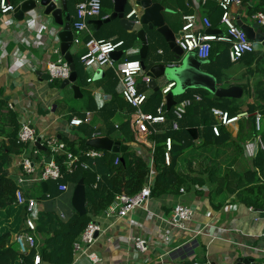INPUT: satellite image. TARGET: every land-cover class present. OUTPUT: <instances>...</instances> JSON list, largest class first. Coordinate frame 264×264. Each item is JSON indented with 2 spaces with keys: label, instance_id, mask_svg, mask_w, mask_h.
<instances>
[{
  "label": "crops",
  "instance_id": "0c3cea01",
  "mask_svg": "<svg viewBox=\"0 0 264 264\" xmlns=\"http://www.w3.org/2000/svg\"><path fill=\"white\" fill-rule=\"evenodd\" d=\"M26 1L28 0H20L16 8ZM66 1L68 7L69 0ZM102 2V15L88 21L89 33H84L81 36L80 44L75 45L73 42L70 49V55L74 60L75 70L78 74L77 81L80 88L78 92L73 90L72 86L63 88L61 85L57 88L52 84L54 81L48 78V81L45 80V76L48 75L46 65L56 61L59 57L64 58L61 53L59 34L65 25L56 24L51 17L45 15L43 8L26 13L23 21L17 20L15 14L3 16L0 13V100L8 102L9 106L18 113L21 126L29 123L41 139L56 137L61 141L66 138L74 140L78 136L87 137V134L91 135V140L108 138L118 141L120 138L123 140L130 137L127 134H129L131 126L129 127V123H125L131 120L135 111L128 107L123 110L118 109L112 100L115 94L121 93L118 67L125 61L141 62L143 44L136 33H128L123 30L119 20L106 22L114 15L116 2L115 0H102ZM159 2L164 6L163 15L166 25L175 36L181 33L182 22L179 18L184 15H196L200 19L208 17L213 24V31L215 30L219 34L224 31L221 22L216 24V17L210 9H207V0H159ZM132 6H134L133 2ZM132 6L127 5L125 15L130 12L129 7L132 9ZM142 13L140 9V16ZM232 13L238 24L242 23L250 27L258 26L254 16L257 13L264 14V0H242V5L233 8ZM68 14L73 20L75 16L71 15L69 10ZM63 19L67 23V14L63 15ZM15 22L28 27L30 33L26 31L23 33L22 30L17 32L16 36L13 35ZM43 27H47L48 30L44 31ZM144 29L149 47V53L145 59L146 67L149 69L155 63L160 62L178 66L175 54L165 39L157 31H149L146 26ZM71 30L74 37L72 25ZM37 35L44 38L41 43L37 41ZM90 39L123 41L124 46L118 51L121 54L114 57V68L85 70L89 74L85 80L83 76L86 72L83 70L81 78L76 62L86 52L85 44ZM219 44L218 48L221 54L214 63L207 62L205 66H208L209 70L202 69V71L216 79L218 88L240 87L243 90V95L241 99L236 100L241 111L250 114L249 107L260 100V96H264V82L261 81L264 77V68H259L264 61V49L256 43L259 46L257 57L247 54L239 62L232 63L228 56L229 46ZM56 51L59 53L57 54ZM241 61H245V64L238 65ZM232 66L234 67L232 68ZM249 69L254 70L256 74L252 71L249 72ZM147 72H145L146 75ZM143 75L145 74L143 73ZM254 79L258 87L262 88L246 92V88ZM89 80L92 81L89 82ZM169 82L166 77L158 79V89L162 91ZM162 83L164 85L161 89L159 85ZM138 89L148 96H151L155 90L150 85L146 86L143 81L138 85ZM67 90L71 91V96L66 93ZM258 97L259 99H257ZM69 99L73 100L72 103ZM227 100L228 102L225 101L223 104L224 107L232 104L231 100L233 99ZM151 106L154 108L155 103H152ZM79 108L83 109L80 114L76 112ZM213 108L225 109L216 105ZM87 113L91 114L89 122L80 127L69 125V121L73 118L85 120ZM68 114L70 115L69 121L66 120ZM86 125L93 127H89L84 132L82 129ZM113 126L120 132L113 135V131H115ZM193 129L197 130V132H193L196 136L194 141L200 142L199 130ZM226 129L232 133L233 137H236L239 123ZM126 144L122 145L143 153V148L136 143L127 142ZM36 149L34 145L29 146L24 153L30 155ZM145 149V151L149 150ZM39 153L37 158L42 160L48 156L49 152L40 151ZM256 154L253 142L247 148L245 147L246 159H243L241 163L244 169L254 166L253 158ZM20 161L21 156L12 162L10 171L14 177H17L21 172L18 167ZM77 184L68 182V191L62 193L54 188L52 190L53 199L38 200L41 208L40 213L43 211L56 212L62 219H68L76 212L72 205V199ZM35 186H37L35 183H30L25 187L24 191L27 197L36 199L38 189ZM209 191L210 188L207 185L203 196L197 195L193 191L178 196L152 198L146 207L136 210L125 219L106 218L103 211L100 215L92 218V221H96L102 227V232L97 236V241L89 252L96 253L101 259L97 264H144L146 261L148 264H155L161 257H164L165 264H201L203 262L206 264H235L239 258H253L256 264H264V213L256 210L250 211L251 207L240 203L237 196L227 198L224 207L216 210L210 203ZM178 205L191 206L197 210L195 220L190 226L194 230H200V235L179 231L170 225L173 210ZM138 237L148 242L150 253L146 257H140L133 248L132 238ZM166 238H170V241L167 242ZM73 264L94 263L80 254L75 256Z\"/></svg>",
  "mask_w": 264,
  "mask_h": 264
},
{
  "label": "trees",
  "instance_id": "16d2710c",
  "mask_svg": "<svg viewBox=\"0 0 264 264\" xmlns=\"http://www.w3.org/2000/svg\"><path fill=\"white\" fill-rule=\"evenodd\" d=\"M10 1L14 5L20 2V0ZM80 1L83 0H75L76 3ZM206 7L216 17L215 23L219 24L223 12L217 1L207 0ZM184 16L179 18L182 22L180 31L184 26ZM221 44L229 46L226 43ZM219 45V42H213L209 64L214 63L221 54ZM144 74L146 75L145 71ZM142 81L140 78L138 85ZM52 84L57 88L62 85L58 80ZM188 93L182 95V100L192 99L193 96H188ZM212 97L210 102L213 101L214 105L207 103L204 95L201 102H194L184 119L180 121L178 131L172 129L173 109L168 111L166 106V123L150 128L152 135L149 141L155 146L153 153L149 150L145 151V147H142L143 153H137L131 147L124 154L103 151L102 158L93 162L86 160L90 169H79L73 175H66L63 182L67 184L68 182L77 184L83 180L86 189L87 214L81 216L75 212L68 219H62L56 212L40 213L35 232L38 237L36 239L38 249L32 250L27 256L19 253L13 242L16 234L26 231L27 213L25 209L16 205V192L20 187L17 177H14L10 171L13 160L20 157L26 147L18 140L21 129L18 113L9 106L8 102L0 100V264H34L37 253L45 264H73L74 244L79 241L92 218L108 209L118 195L138 194L151 179L152 198L182 195V189L185 193L194 191L197 195L203 196L208 185L210 188L208 197L216 210L224 207L227 198L237 196L240 203L245 206L264 211V151L257 152L253 158V167L244 169L241 164L243 159H246L244 145L257 134L254 114L259 112L264 120V96H260V100L249 107L248 111L251 115L248 119L239 122L236 137H233L225 127L220 128L219 137L214 135L212 129L215 120L211 109L220 98ZM175 100L182 101L177 98ZM162 102V91H153L142 110L155 115ZM112 103L118 109L132 108L123 100L121 93L113 96ZM152 103H155L154 108L151 106ZM231 103L228 107H222L231 116L244 112L241 111L236 99L231 100ZM128 123L130 127V120L125 124ZM193 128L199 130L200 142L194 141L195 136L191 131ZM129 130L127 135L130 137L123 140L120 138L115 142L134 144V135L131 129ZM262 138L264 141V128ZM167 139L173 142L169 152V165L166 162ZM90 140L91 135L87 134V137L78 136L74 140L66 138L64 142L70 151L78 153L80 150L92 149L88 146ZM63 160V157H56V162L62 168H64ZM60 185L61 182H48L47 187L41 184L40 194H37L35 198L39 201L53 199L52 190L54 188L59 190Z\"/></svg>",
  "mask_w": 264,
  "mask_h": 264
},
{
  "label": "built area",
  "instance_id": "2783aa9c",
  "mask_svg": "<svg viewBox=\"0 0 264 264\" xmlns=\"http://www.w3.org/2000/svg\"><path fill=\"white\" fill-rule=\"evenodd\" d=\"M219 7L223 14L221 17V25L224 31L220 34L211 33L212 22L208 17L200 19L196 15L184 16V26L182 28V36L177 40V45L184 52L185 55L194 53L197 59L208 62L212 50L213 42L226 43L229 45V59L232 63L239 62L245 55L252 54L255 51V44L251 41L246 33L238 26L235 18L233 17V8L240 7L242 0H217ZM16 11V5L10 0H0V13L3 16L13 15ZM103 5L101 0H83L76 4V17L72 20L71 25L74 31V44L81 43L79 36L84 33H89L88 21L90 19L99 18L102 15ZM125 18L131 22L139 23L140 8L136 5L132 6L130 12L125 15ZM254 19L258 25L264 30V14L257 13ZM32 23V22H30ZM29 23V24H30ZM14 24V23H13ZM28 24V25H29ZM34 24V23H33ZM35 25V24H34ZM29 32L28 27L21 26V23L15 22V29L13 35L17 32ZM47 31V27H43ZM37 41L42 42L44 38L37 35ZM124 46L123 41H97L90 39L86 44V52L80 56V63L86 71L90 69H104L114 68L115 60L113 54L119 51ZM58 54L59 51H56ZM46 72L51 81H66L71 76V65L63 57H59L54 62H49L46 65ZM144 70L140 61H125L118 68V76L121 84V96L123 100L134 109V114L131 116L130 126L134 135L135 143L140 147L148 148L152 153L155 146L149 141L152 135L151 127L157 125H164L166 123L165 107L167 106V96L176 87V83L169 82L168 85L162 89L163 102L157 109L156 114H149L143 112V106L146 104L149 96L146 93H141L138 89L137 79L142 78L146 85H150L151 78L143 75ZM92 80H89L91 82ZM202 98L195 95L192 99H184L172 108L174 120L172 122L173 131L179 130V123L186 116L189 108L193 102H201ZM212 116L215 120L213 133L219 137L221 127L228 128L233 124L239 123L243 119H248L250 114L247 112L231 116L229 112L213 108L211 109ZM90 113L86 114V119L73 118L69 125L72 127H80L84 123L89 122ZM256 136L246 142L247 146L255 144L256 153L264 151V141L262 138L264 120L259 112L254 114ZM38 134L35 129L29 124L25 123L21 126L19 131L18 140L26 147H32L38 140ZM172 140L167 139L166 147V162L169 165V152L172 147ZM42 145L47 148L48 156L42 160L38 159L39 150L28 155L23 153L21 161L18 164L20 173L17 175V183L19 190L16 192L17 206L25 209L27 219L25 221V229L21 233L14 236L13 242L15 243L19 253L22 255H29L32 250L38 249L35 232L37 230L38 216L41 211L37 199L29 198L24 191L25 187L30 183H48V182H61L59 186L60 192L68 191V184L64 183L66 175H73L79 169H90L86 160L95 161L103 157V151L88 149L80 150L74 153L69 150L66 142L58 140L56 137H49L42 139ZM246 146V147H247ZM141 153V151L137 152ZM51 158L49 164L45 163L47 158ZM56 157H63V167L56 162ZM95 165V163H94ZM152 178V177H151ZM96 187V186H95ZM184 194V190L182 189ZM49 198V195L47 196ZM152 199V179L148 181L144 188L136 195L130 196L126 193L118 195L112 205L106 209L103 215L106 218L125 219L138 209L146 207L149 200ZM255 209L250 208V211ZM257 211V210H256ZM264 213V211H259ZM197 210L191 206L178 205L173 210L170 225L176 230L200 235V230H194L190 224L195 220ZM102 232V227L96 222L91 221L84 232L82 233L79 241L74 244V256L82 254L90 262L97 264L101 261L98 255L94 252H89L90 248L96 243L97 236ZM169 242L170 238H166ZM133 248L140 257H146L150 253L148 242L140 237L132 238ZM34 264H43L40 254L37 253L34 257ZM148 264V261L144 262ZM155 264H165L164 257H161ZM199 264V263H197Z\"/></svg>",
  "mask_w": 264,
  "mask_h": 264
},
{
  "label": "water",
  "instance_id": "95a60500",
  "mask_svg": "<svg viewBox=\"0 0 264 264\" xmlns=\"http://www.w3.org/2000/svg\"><path fill=\"white\" fill-rule=\"evenodd\" d=\"M116 10L114 15L106 22L113 20H119L123 30L128 33H136L138 39L142 42L143 47L141 49V65L143 70L147 72V76L151 78L150 87L158 91L157 80L166 77L168 81L176 83V87L167 96V110L170 111L176 104V97L184 95L190 90H206L212 95L220 99H241L243 90L240 87L231 88H218L216 79L202 71V67L207 64L205 61L197 59L194 53L185 55L184 52L177 45L176 40L180 39L182 33L175 36L172 30L166 25L163 15L164 6L159 0H115ZM138 6L142 13L139 23H134L125 18V9L127 5ZM43 8L45 15L51 17L54 22L60 26L65 25L63 31L59 34L61 39V53L64 59L71 65V76L69 80L62 82V87L72 86V89L78 92V74L75 70L74 60L70 55V49L74 41L73 33L71 30V16L68 14V7L66 0H28L22 5L18 6L15 11V18L19 21H23L25 14L35 9ZM67 14V23L63 19V15ZM144 26L148 27L149 31H157L169 44L170 49L175 54V60L179 65H167L163 62L155 63L149 69L145 65V59L149 53V47L147 44V34ZM238 26L246 33L247 37L261 45L264 49V30L258 25L250 27L239 23ZM257 30V31H256ZM211 33H216L211 30ZM219 34V33H218ZM120 52L113 54V59ZM264 58V56H263ZM148 69V70H147ZM192 132H197L196 129H192ZM196 138V136H195ZM39 151L47 153V148L42 145V139L38 138L34 145ZM88 146L92 149L108 151L116 154H124L128 151V147L122 145L120 142H115L108 138L93 139L88 142ZM51 158H47L45 163L49 164ZM43 187H47V183H42ZM72 205L75 211L85 216L87 214L86 209V189L83 180H80L76 185L73 193ZM201 264H206L205 262ZM235 264H256V261L252 259L239 258Z\"/></svg>",
  "mask_w": 264,
  "mask_h": 264
},
{
  "label": "rangeland",
  "instance_id": "374dc122",
  "mask_svg": "<svg viewBox=\"0 0 264 264\" xmlns=\"http://www.w3.org/2000/svg\"><path fill=\"white\" fill-rule=\"evenodd\" d=\"M76 2H75V0H69V4H68V10H69V12L71 13V15H73V16H75L76 17ZM129 9L131 10V7H129ZM74 17V18H75ZM82 36V35H81ZM81 36H79V39H81ZM258 47L259 46H257V44H255V52L254 53H252V54H250V55H252L253 57H257L258 56V53H259V51H258ZM125 49H128V48H125ZM130 60H132V59H130ZM80 60L78 59L77 60V62H76V65H77V67H78V69L80 70V76H81V78H82V73H83V70L85 71V69H84V67L80 64V62H79ZM240 64H245V61H241L240 63H238V65H240ZM237 65V66H238ZM231 67V66H230ZM234 66H232V68H233ZM119 68V67H118ZM260 69H262V68H264V61L260 64V67H259ZM202 69L205 71V70H209V68H208V66H203L202 67ZM253 72L254 74H256V72H254V70H252V69H249V72ZM86 72V71H85ZM87 75H89L87 72L86 73H84V79L86 80V78H87ZM250 76H252V75H250ZM50 79L49 78V76L47 75V77L45 76V80L46 81H48V79ZM139 79L140 78H138L137 79V83H138V81H139ZM264 77L261 79V81H263L264 82ZM85 80H84V82H85ZM165 83V82H164ZM164 83H162V84H160L159 85V87H161V89L163 88V85H164ZM264 87V86H263ZM262 87H258V84H257V82L255 81V79L252 81V83L250 84V86L249 87H247L246 88V92L247 91H254L255 89H261ZM189 92V93H188ZM66 93H69L70 94V96L72 95V93H71V91H66ZM188 93V96H190V97H194L195 95H198V96H200L201 98H202V95H204V97H205V99L207 100V103L209 102L210 104H212V105H214L215 103L213 102V101H211L210 102V100H212L213 99V95L210 93V92H208V91H206V90H196V91H194V92H191V91H187L185 94H187ZM184 94V95H185ZM183 95V96H184ZM187 96V97H188ZM192 97V98H193ZM246 97V96H245ZM244 97V98H245ZM178 100H182L183 99V97L182 96H179V97H176ZM184 98H186V97H184ZM203 99V98H202ZM69 101L72 103V99H69ZM69 101H67V103L68 104H70V102ZM225 101H227L228 102V100L227 99H218L217 100V104H216V106H218V107H223V104H224V102ZM194 103V102H193ZM78 114H80V113H82L83 112V109H81V108H79V109H77V111H76ZM69 117H70V115L68 114L67 115V118H66V120L67 121H69ZM70 122V121H69ZM89 127H93V126H88V125H86L85 127H83V131L84 132H86V130L89 128ZM113 130H115V131H113V135H115V134H117V133H119L120 131H118V130H116V129H114V126H113ZM129 140V139H128ZM245 147L247 146V144H245L244 145ZM247 148V147H246ZM249 148V147H248ZM253 148H254V151H256V147H255V145L253 144ZM35 185H37V186H35V188L36 189H38V192H36L37 194H40V192H39V187H40V183H35ZM36 194V195H37Z\"/></svg>",
  "mask_w": 264,
  "mask_h": 264
}]
</instances>
